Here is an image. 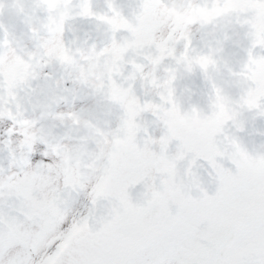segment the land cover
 Masks as SVG:
<instances>
[{
  "label": "snow or ice",
  "instance_id": "6c2138e0",
  "mask_svg": "<svg viewBox=\"0 0 264 264\" xmlns=\"http://www.w3.org/2000/svg\"><path fill=\"white\" fill-rule=\"evenodd\" d=\"M0 264H264V0H0Z\"/></svg>",
  "mask_w": 264,
  "mask_h": 264
}]
</instances>
